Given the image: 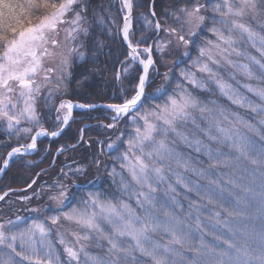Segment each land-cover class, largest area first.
I'll use <instances>...</instances> for the list:
<instances>
[{"label": "rangeland", "instance_id": "rangeland-1", "mask_svg": "<svg viewBox=\"0 0 264 264\" xmlns=\"http://www.w3.org/2000/svg\"><path fill=\"white\" fill-rule=\"evenodd\" d=\"M75 1L67 0L41 24L22 31L0 56V134L4 138L22 134L32 137L35 131L42 130L39 113L44 106L43 95L56 92L59 87L66 88L72 65L71 42L77 35L79 22L77 17H69ZM196 1L182 12L186 29L182 30L181 26L171 36L173 39L181 35L193 39L202 30L206 14L201 6L207 0ZM211 1L218 15L216 36L203 50L201 71L190 73L189 80L214 82L224 97L248 113L241 115L238 110L218 113L185 90L169 95L165 103L138 108L123 118V113L118 112L122 105L90 104L92 108L113 112L108 128L116 129L129 117V133L125 134L123 129L104 143L105 152L122 151L114 167L119 179L117 195L103 198L94 192L84 193L85 198L75 204L73 195L60 190L49 194L46 204L28 205L25 215L0 218V264H264V233H260L259 245H252L254 233L250 231L254 227L245 226L244 220L240 226L239 222L235 223L236 216L233 221L232 217L225 219L223 228L230 242L221 249L202 230V216L196 218L198 223L189 219L193 209L198 208V204H192L200 203L191 194L199 198L205 194V202H216L206 194L213 189L231 198L235 208L250 207L255 210L253 213L259 212L264 221V0ZM125 15L122 5V21L113 19L120 37ZM142 23L148 29L154 27L147 16ZM131 30L132 23L129 41L134 52L149 66V84L154 67L152 47L133 44ZM164 47L161 49L168 50V43ZM130 61L117 74L118 78L127 75L139 62L132 54ZM171 70L163 79L164 88L171 79ZM228 77L239 78L240 89L226 81ZM139 87L140 81L134 88L136 93ZM136 93L130 97L123 95V103L133 100ZM72 105L68 101L57 104V126L70 119ZM201 119L210 124V130L199 138L200 142L205 138L210 141L211 137L218 142L214 150L213 146L206 149L204 146L203 151H194L207 162L187 157L184 150L191 147L187 146L192 138L188 123ZM40 137H45V133ZM249 137L262 144L255 143L257 148L252 144L245 152ZM2 141L5 139L0 137ZM221 145H230L227 155L238 154L236 160L252 171L238 174L242 177L238 178V185L247 187L244 196L250 202L254 200V205L246 206V197L235 193V169L239 167L236 164L230 165L236 167L226 177L215 171L221 185L211 184L202 171L204 164L223 166L211 162L212 158L213 163L221 162L216 158L222 152ZM20 147L22 150H14ZM35 151L31 141L18 142L13 147L11 161ZM73 170L78 171L76 167ZM185 177L189 184L184 183ZM198 190L202 193L198 194ZM12 191L2 193L0 201Z\"/></svg>", "mask_w": 264, "mask_h": 264}, {"label": "trees", "instance_id": "trees-1", "mask_svg": "<svg viewBox=\"0 0 264 264\" xmlns=\"http://www.w3.org/2000/svg\"><path fill=\"white\" fill-rule=\"evenodd\" d=\"M66 2L67 0H0V31H3L0 34L2 35V37L0 36V56L22 31L41 24ZM195 2L197 1L133 0L131 41L140 47L151 46L154 59V67L150 73L152 82L146 88L139 109L155 104L158 106L165 103L169 95H175L176 91L185 90L194 99L202 102L204 106L211 107L218 113L238 110L241 115H246L248 112L241 111L234 106L228 98L220 93L221 91L216 88L214 82L189 80L190 73L201 71L203 50L215 38L214 28L218 24V15L213 1L207 0L201 6V10L206 14L202 30L193 39L183 35L177 40L176 38L173 39L171 36L176 34L181 26L182 30L186 29L183 26L182 17L184 15L182 12L186 8H190ZM151 4H153L154 15H151ZM70 9L69 17L79 19L77 35L71 42L70 77L66 81V88L59 87L56 92H47L43 95L42 103L44 106L42 105L43 108L41 107L39 113L40 123L46 126L49 131H55L58 128L55 123L58 103L69 101L84 105L94 103L122 104L123 95L130 97L136 93L134 88L136 89L142 74L139 64L135 63L133 70L127 75L121 78L117 77L119 69L121 68L122 72L126 65L131 62L128 60L127 47L113 25V19L122 21L119 0H76ZM144 16L153 22L154 27L152 29L143 25ZM156 23L160 26L159 31ZM166 43H168L169 48L163 50ZM162 47L164 48L161 49ZM171 68V79L167 87L164 88L162 87L163 79L165 80V75L170 73ZM226 81L240 89L239 78L228 77ZM158 91L159 94L156 95ZM74 113L75 120L61 138L55 141H49L45 138L39 142V150L34 154L11 161L0 181V195L7 191H13L0 201V218L9 219L17 215H25L26 212L24 211L27 210L28 205L34 202L41 205L46 204L45 198L60 190L62 193L67 192L69 196L73 195L75 204L85 198L86 194L84 195V193L94 192L103 198L117 195L116 188L119 186V179L114 173V167L118 154H121L122 151H99V140H103L102 148L104 150V143L109 142L118 132L125 129V134L129 133V117L122 120L116 129H110L108 124L112 122L113 112L107 109L94 108L75 111ZM212 114L211 112L209 117ZM84 125H88V127L83 130V139L79 145L71 148V145L79 141ZM188 125L189 129L192 130V138L198 140V143L195 144L191 138V144L187 145L191 147L184 149L187 151V157L193 159L198 157V161L201 158L202 162H207L205 157L194 153V151H203L201 148L204 146L205 149L213 146V150L217 147L218 142L217 140L214 141L212 137L210 141L208 138H205L204 142L199 140L201 136L204 137L205 132L208 133L210 124L201 119L189 122ZM216 138L218 137L216 136ZM30 139L31 134L23 136L22 139L12 137L7 142L6 140L2 141L1 144H4L0 145V167H2L7 154L18 142H29ZM253 139L248 138L249 143L244 145L245 152L250 150L252 144L255 148H257L256 144H262L261 141L258 142L255 139L254 142ZM61 145L65 148L69 146L70 149L56 151ZM229 148L230 145L220 146L222 152L216 158L221 162L213 163L214 158L211 159L212 164H222L223 166L210 165L211 167H209L204 164L202 171L206 172V178L208 181L211 180V184L221 185L223 183H220L215 171L221 172L219 174L226 177L227 174H232V169L236 165L239 166L235 169L237 174L234 179L236 182L234 189L239 197L245 198L244 194L248 193V189L247 187L243 189L242 185H238V178H242L238 174H243L245 171L251 173L252 171L245 169V164L242 161L236 160L238 154L236 157L233 153L227 155L226 151H230ZM241 157L239 156V158ZM232 163L236 165L230 166L233 165ZM75 167L78 171L73 170ZM35 178L32 186L27 188ZM184 183L189 184L188 177H185ZM207 188L204 189L207 190ZM179 190L184 192V189L180 187ZM201 193L198 190V194ZM206 194L214 198L216 202H205V194H201L200 198L195 196L196 194H191L196 200L200 199V203L192 204V206L198 204V208L193 209L192 216L188 217L192 222L197 223V217L202 216L204 218L201 227L204 233L206 232L208 235L207 237L210 238V242L221 249L226 246L230 239L223 228V224L225 219L232 217L233 221L236 216L235 223L239 222L242 226L240 221L244 220L245 226L254 227L252 231L249 229L247 231L254 233L252 245H259L260 233H264V221L260 219L259 212L253 213L255 210L252 211L250 207L235 208L231 198L225 197L224 194L216 190L210 189ZM246 199V206L254 205V200L250 202L248 197ZM195 211L197 215L194 213ZM182 213H184L183 210ZM254 217L255 219H253ZM255 242L258 244L256 245ZM204 252L205 250L202 249L200 254L203 255Z\"/></svg>", "mask_w": 264, "mask_h": 264}, {"label": "water", "instance_id": "water-1", "mask_svg": "<svg viewBox=\"0 0 264 264\" xmlns=\"http://www.w3.org/2000/svg\"><path fill=\"white\" fill-rule=\"evenodd\" d=\"M129 3H130V11H129V13H127V15H125L123 17V22H122V27H121V35H122V40H123L125 46L127 47L128 51H129V56L131 57L132 49L130 48L128 41L123 36V30H124L126 23L132 19V12H133L132 0H129ZM135 56L138 58L140 66H141V70H142V75H141V79H140V87H139L137 94L134 97L135 101L131 105L129 104V102L122 105V106H127V109L122 114V116L128 115L130 112L134 111L136 108L139 107V105L141 104V102L145 96V90H146L147 85H148L147 80H148V75H149V69L146 68V63L139 54L135 53ZM85 108L89 109L91 107L86 106ZM68 125H69V122L60 130L59 133L63 132L68 127ZM38 135H39V131L36 132L34 134V136L32 137L31 143H34V145L37 143ZM50 137H52V135ZM28 148H26V149H28ZM16 150H22V147L16 148ZM8 164H9V157L6 159V162L3 165L2 171L0 173V179L3 177L4 172L6 171V169L8 167Z\"/></svg>", "mask_w": 264, "mask_h": 264}, {"label": "flooded vegetation", "instance_id": "flooded-vegetation-1", "mask_svg": "<svg viewBox=\"0 0 264 264\" xmlns=\"http://www.w3.org/2000/svg\"><path fill=\"white\" fill-rule=\"evenodd\" d=\"M57 115H58V114H57ZM72 122H73V121L69 122L68 127H67L63 132H61V133H59L60 130H61L62 127H63L64 125H66L68 122H66V123H65L64 125H62V126L58 125V128H57L55 131H49V130L47 129L46 126L42 125V126H41V127H42V130H40V133H39V135H38L37 143H36V145H35V150H36V151L39 150V142L42 141V140L45 139V138H47L49 141H55V140L61 138V137L63 136L64 132H66V130L71 126ZM104 125H105V124H104ZM87 127H88V125H84V126H83L82 131H81V133H80L81 135H80L79 141H78L77 143L71 145V146H70L71 148L76 147V146H75L76 144H80L81 140H82L83 137H84V134H82V133H83V130H84L85 128H87ZM110 129H111V128H110ZM41 131L47 132V133H45V137H43V138H41V137L39 138V136L44 135V134H42ZM36 132H38V131H35V133H36ZM54 132H55V133H54ZM21 133H22V130H21V132L19 131L18 134H21ZM35 133H34V134H35ZM34 134H33V135H34ZM41 134H42V135H41ZM22 135H23V134H22ZM22 135H20V137H17V138L15 137V138H16V139H22V138H23ZM49 135H50V136L52 135V137H50ZM0 137L3 138V139H5V140H8V139L10 138L8 135H5V138H4V135H2V134H0ZM32 137H33V136H32ZM32 137H31V139H32ZM31 139H30V141H31ZM2 144H4V143H2ZM2 144L0 143V145H2ZM102 144H103V140H99V151H104L103 148H102ZM68 147H69V146H68ZM68 147L65 148V146L61 145V146L58 147V149H57L56 151H67V150L70 149V147H69V148H68ZM67 148H68V149H67ZM12 150H13V148L10 150V152L7 154V156L10 155V154L12 153ZM14 150H16V148H15ZM7 156H6V158H5V161H6V159H7Z\"/></svg>", "mask_w": 264, "mask_h": 264}, {"label": "bare ground", "instance_id": "bare-ground-1", "mask_svg": "<svg viewBox=\"0 0 264 264\" xmlns=\"http://www.w3.org/2000/svg\"><path fill=\"white\" fill-rule=\"evenodd\" d=\"M119 2H120V7L122 8V5L124 6V8H125V10H126V15H127V13H129V11H130V3H129V0H119ZM132 2H133V0H132ZM150 11H151V15H154V10H153V4H151V7H150ZM156 26H157V29H158V31L160 30V26L158 25V23H156ZM130 28H131V20H129L127 23H126V25H125V27H124V30H123V36H124V38L128 41V43L130 44V42H129V32H130ZM122 38V37H121ZM123 41V40H122ZM124 43V42H123ZM130 46V48L132 49V55H135V52H134V50H133V48H132V46H131V44L129 45ZM128 50V49H127ZM130 56H129V51H128V60H130ZM138 64H139V66H140V63L138 62ZM140 68H141V66H140ZM146 68L147 69H149V66H148V64L146 65ZM119 73H121V68L119 69V72H118V74ZM144 99V98H143ZM135 101V99L134 100H131L130 102H129V104L131 105L133 102ZM143 101V100H142ZM69 102V101H68ZM69 103H71V104H73L72 105V107L70 108V111H71V113H70V119L67 121V122H71V121H74L75 120V116H74V112L75 111H81L80 109H77V107H80L79 105H77L78 104V102H69ZM142 103V102H141ZM124 103H122V104H113V105H109V106H111V107H118V106H120V105H123ZM141 105V104H140ZM140 105H139V107H140ZM138 107V108H139ZM138 108H136V109H138ZM126 109H127V106H121V107H118V112L119 113H124L125 111H126ZM135 109V110H136ZM124 116H121V118H123ZM116 124H117V122H116ZM65 126V125H64ZM63 126V127H64ZM62 127V128H63ZM42 135V134H41ZM59 154V152L57 153V155ZM8 158V157H7ZM56 158V157H55ZM54 164V163H53ZM33 183V182H32ZM31 183V184H32Z\"/></svg>", "mask_w": 264, "mask_h": 264}]
</instances>
